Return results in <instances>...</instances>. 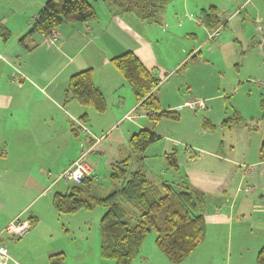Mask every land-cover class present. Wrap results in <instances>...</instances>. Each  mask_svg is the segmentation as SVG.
Returning a JSON list of instances; mask_svg holds the SVG:
<instances>
[{"label":"crops","instance_id":"0c3cea01","mask_svg":"<svg viewBox=\"0 0 264 264\" xmlns=\"http://www.w3.org/2000/svg\"><path fill=\"white\" fill-rule=\"evenodd\" d=\"M43 1L37 0L34 3ZM249 4H252V0H174L170 5L175 12L180 11V19L175 22L181 31L172 34L188 40L187 43L184 40L181 42L185 56L182 55L180 61L172 65V69L166 66L164 71L161 70L163 74L160 72L163 59L157 53L159 38L153 27H170L169 10L165 12L162 24H154L141 20L131 12L113 14L103 1H93L96 18L84 23H63L56 28L59 36L51 43L47 36L28 34L40 10L38 7L29 6L30 9L28 7L24 13L13 6L0 9V214L5 213L0 222V242L3 241L2 234L8 222L16 217L22 219L33 200H40L41 195L47 197L46 193L54 187L60 188L61 179L58 176L81 158V152L92 144L91 140H97L99 146L103 137L109 138V135L119 130L116 137L121 143H128L133 133L151 127L163 136L155 125L151 126L131 86L112 64L113 57L125 51H133L145 66L162 77L161 84L154 90L162 108H178L183 104L181 98L166 104L165 97L160 98V90L164 80L172 77V73L183 63L194 55L196 60H200V45L206 42L210 32L202 23V9L213 5L221 14L228 5L235 6L234 14H237ZM221 18L225 22L223 27H226L228 20H224L222 14ZM9 20H12L11 25L7 24ZM23 37L27 47L20 41ZM40 60H43L44 65L38 69ZM17 61L24 62L22 67L26 73L15 71L11 79L23 75L22 81H17L20 84L15 80H6V74L15 69L11 71ZM87 68L93 69L94 85L105 98L106 107L102 112L68 94L71 76ZM94 132L106 134L94 138ZM124 149L123 152L130 153L129 143L128 149L125 146ZM220 155H216L218 164L202 170L194 167L198 159L193 155L190 165L183 164L184 168L182 164L179 165L177 174L180 175L183 170L184 175H180L183 180L197 186L207 196L203 210L207 227L205 239L209 226L226 231L225 258L220 264H256L257 254L264 244V193L250 189L248 193L253 194H246L244 183L233 176L235 161ZM87 162L93 170L94 166ZM257 162L264 166L261 159ZM213 167L218 170L211 173ZM261 174L264 179V172ZM67 183L65 181L63 185ZM18 189L16 193L13 191ZM219 193L224 194L225 198L213 199ZM257 195L262 199H257ZM19 201L23 206L6 210L9 202ZM46 206L45 202L43 208L48 214L55 215L53 202L52 210L48 206L49 211ZM31 218L36 220L34 225L40 221L33 212L24 219ZM245 223H248L246 231L250 235L244 233V229L239 233L238 227L244 228ZM253 232H258L260 236L250 238ZM204 241L179 264H202L197 258ZM143 244L139 256L132 264H175L157 245L166 258H162L159 251L156 252L155 245L147 247ZM49 250L47 252H52V255L60 253L55 249Z\"/></svg>","mask_w":264,"mask_h":264},{"label":"rangeland","instance_id":"374dc122","mask_svg":"<svg viewBox=\"0 0 264 264\" xmlns=\"http://www.w3.org/2000/svg\"><path fill=\"white\" fill-rule=\"evenodd\" d=\"M36 1L33 0V3ZM44 1L40 2L41 4H33L32 0H0V9L13 6L24 13L29 6L40 9ZM173 2L174 0L171 3ZM170 4L166 10L170 11L168 18L172 19H170V27L159 25L153 27L159 38L157 53L163 59V66L160 65L161 74H163L161 70L166 66L172 69V65L180 61L185 54L182 53L181 42L184 40L187 43L188 40L180 35L175 37L172 34L175 31H181L176 23L177 19H180V11L175 12ZM178 4L182 7L180 2ZM228 5L224 8L225 12L221 11L224 20H228L226 27H222L221 35L218 33L219 36L209 38L210 32H208L206 42L200 45L201 54L198 53L200 60L189 59L186 66L177 67L172 77L165 79L162 84L160 98L165 97L166 104L176 101L179 97L181 103L186 100L203 99L206 102V108L194 111L189 107H183L178 110L179 120L161 119L155 125V128L163 135L161 139L148 147L143 161L133 156L131 169L144 170L155 183L162 180L173 181L180 175H184L183 170L179 175L168 165L166 153L176 151L182 168H184L183 164L190 165L195 155L198 162L194 167L201 170L210 169L212 165L218 164L219 159L216 158L218 153L235 161L238 171L235 170L232 173L244 183L246 194H253V192L248 193L250 189L264 193V179L261 174L264 172V166L257 162L260 160L259 148L264 136V119L260 108L261 100L264 99V32L259 29V26L264 29V0H252V4L247 5L237 14H234L235 6ZM11 23L12 20H9L7 24L11 25ZM0 27H2L1 24ZM42 61L38 62L40 63L38 69L43 68ZM23 64V61H17V64L11 67V71L15 69L6 74V80L10 81L15 71H25ZM15 81L19 83L18 80ZM235 112H240L243 117L241 124L231 128L222 126V121L233 116ZM208 120L215 126L212 127ZM117 133L119 130L109 135V138L103 137L99 146H97V140H91L92 144L83 150L81 158L76 160L86 164L89 161L94 166L92 175L94 181L101 184L102 193H106L112 187L110 179L112 164L129 154L123 152L124 146L128 149L129 142L121 143L116 137ZM103 134L106 133L98 132L93 137H100ZM91 148L95 150L91 151ZM229 164L232 167V164ZM88 166L91 167L89 164ZM216 167H213L210 172L218 170ZM60 179V188L50 189L46 193L47 197L39 196L40 200H33L26 208L22 220L28 218L30 212L36 213L40 220L30 228L27 234L12 236L6 231L3 232V241L0 243L5 245L12 257L9 264H113L111 260L101 255V219L107 210L106 206L97 205L93 208H81L74 213L63 214L55 209L56 213L53 216L43 208L46 202V208L50 206V209H53L54 192L58 190L65 192L75 184L73 180L66 177ZM65 181L68 182L67 185H63ZM194 187L198 188L195 185ZM19 190L13 191L16 193ZM216 197L221 200L225 198V195L219 193L213 199ZM256 197L262 199L258 195ZM19 206H23L20 201L9 202L6 210L19 208ZM2 214L5 213L0 214V222L2 218L4 219ZM247 224H244V228L238 227L239 233L243 231L241 229H244V233L250 235L246 231ZM257 233L253 232L250 238L260 236ZM225 242L226 231L209 226L204 245L198 251L197 261H202V264L222 263L225 258ZM143 243V246L147 247L155 245L156 252L159 251V255L166 258L156 246L155 231H151ZM44 248L47 249L44 250ZM48 249L64 252L63 260L53 263L50 257L52 252H47ZM167 260L166 263H169Z\"/></svg>","mask_w":264,"mask_h":264},{"label":"trees","instance_id":"16d2710c","mask_svg":"<svg viewBox=\"0 0 264 264\" xmlns=\"http://www.w3.org/2000/svg\"><path fill=\"white\" fill-rule=\"evenodd\" d=\"M97 0H47L33 19L28 34L49 35L63 23H84L96 18L93 5ZM113 14L131 12L148 23L162 24L167 6L173 0H101ZM202 23L211 32L223 27L225 22L216 6L201 11ZM220 28V29H221ZM259 29L264 32L263 27ZM24 47V37L20 39ZM195 58V55L192 59ZM112 64L131 86L140 108L147 115L151 126L163 118L180 119L179 109H163L154 90L161 84L154 70L145 66L133 51H125L111 59ZM187 62L183 63L186 66ZM19 82L22 79H18ZM68 94L85 104L104 111L106 101L94 85L93 69L87 68L73 74L67 87ZM205 102V100H204ZM206 108L193 109L203 110ZM264 119V99L260 103ZM192 109V108H191ZM243 117L239 112L227 117L222 126H237ZM213 127V123L208 120ZM76 130V128L74 129ZM153 128H141L129 138L130 153L112 164L111 189L102 193L92 173L65 192L55 191L53 206L60 213H74L81 208L106 206L101 219V255L113 264H132L139 256L146 236L156 232V245L167 258L179 264L185 260L206 237V220L203 214L207 196L183 177L173 181L153 182L142 169H131L133 156L139 161L146 157L148 147L161 139ZM264 161V137L259 149ZM166 161L176 172L179 162L176 151L165 154ZM105 192V191H104ZM32 226L35 224L30 219ZM31 226V227H32ZM63 252L51 255L53 263L63 260ZM256 264H264V244L256 257Z\"/></svg>","mask_w":264,"mask_h":264},{"label":"built area","instance_id":"2783aa9c","mask_svg":"<svg viewBox=\"0 0 264 264\" xmlns=\"http://www.w3.org/2000/svg\"><path fill=\"white\" fill-rule=\"evenodd\" d=\"M220 28H217L211 31L209 33V38H213L214 36H217L220 32ZM59 36L58 31L55 29L53 30L49 35H47V38L49 42L53 43ZM23 75L15 76L12 78V80H18L22 78ZM184 106H187L192 109H201L204 108L205 102L203 99H195V100H186L183 104ZM92 173V168L88 166L83 161H76L73 163V165L68 168L64 173H62L58 178L66 177L67 179H71L77 183H80L83 181V179L90 175ZM31 228V222L26 219H21L20 217H16L4 228V231H6L8 234L12 236H24L28 233V231ZM12 261V257L10 256L7 248L5 245L0 243V264H9V262Z\"/></svg>","mask_w":264,"mask_h":264}]
</instances>
